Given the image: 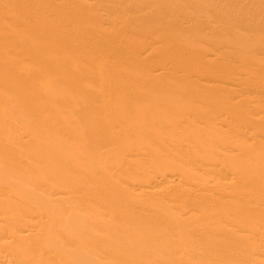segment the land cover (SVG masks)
Listing matches in <instances>:
<instances>
[{"label":"bare ground","instance_id":"6f19581e","mask_svg":"<svg viewBox=\"0 0 264 264\" xmlns=\"http://www.w3.org/2000/svg\"><path fill=\"white\" fill-rule=\"evenodd\" d=\"M0 264H264V0H0Z\"/></svg>","mask_w":264,"mask_h":264},{"label":"rangeland","instance_id":"374dc122","mask_svg":"<svg viewBox=\"0 0 264 264\" xmlns=\"http://www.w3.org/2000/svg\"><path fill=\"white\" fill-rule=\"evenodd\" d=\"M167 122V119L166 118H162L159 122H158V124L160 125V124H163V123H166ZM120 153V150L119 149H116V150H114V151H112V153L109 155V157L110 158H112V156H116V155H118ZM131 169H136L137 167L136 166H132V167H130ZM13 170L15 171V172H22V170L21 169H19V168H13ZM28 202V204L30 203V200H28L27 201ZM62 203H66V202H62ZM6 231V230H5ZM128 240L130 241H134V240H138L137 239V237H129L128 238ZM62 242L64 243V244H66V243H68V240L64 237V238H62ZM148 259L150 260V261H152V259H151V257L149 256L148 257ZM67 260H70V261H72L73 263L75 262V261H77L76 259L74 260V259H72V258H67Z\"/></svg>","mask_w":264,"mask_h":264}]
</instances>
